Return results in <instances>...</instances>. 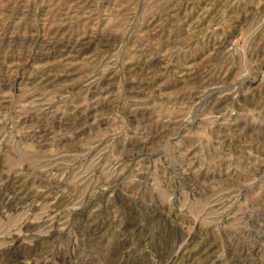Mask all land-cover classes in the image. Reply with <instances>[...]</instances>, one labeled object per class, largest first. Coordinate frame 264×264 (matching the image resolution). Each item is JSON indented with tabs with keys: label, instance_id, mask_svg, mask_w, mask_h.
Returning <instances> with one entry per match:
<instances>
[{
	"label": "rangeland",
	"instance_id": "1",
	"mask_svg": "<svg viewBox=\"0 0 264 264\" xmlns=\"http://www.w3.org/2000/svg\"><path fill=\"white\" fill-rule=\"evenodd\" d=\"M0 264H264V0H0Z\"/></svg>",
	"mask_w": 264,
	"mask_h": 264
}]
</instances>
